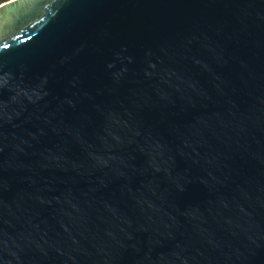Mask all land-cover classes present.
Listing matches in <instances>:
<instances>
[{
	"label": "water",
	"instance_id": "obj_1",
	"mask_svg": "<svg viewBox=\"0 0 264 264\" xmlns=\"http://www.w3.org/2000/svg\"><path fill=\"white\" fill-rule=\"evenodd\" d=\"M0 264H264V0L1 4Z\"/></svg>",
	"mask_w": 264,
	"mask_h": 264
},
{
	"label": "trees",
	"instance_id": "obj_2",
	"mask_svg": "<svg viewBox=\"0 0 264 264\" xmlns=\"http://www.w3.org/2000/svg\"><path fill=\"white\" fill-rule=\"evenodd\" d=\"M7 1H9V0H0V5L7 2Z\"/></svg>",
	"mask_w": 264,
	"mask_h": 264
}]
</instances>
